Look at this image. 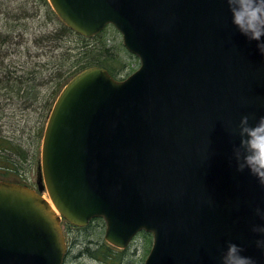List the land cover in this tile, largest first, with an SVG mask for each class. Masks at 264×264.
<instances>
[{"label": "water", "instance_id": "water-1", "mask_svg": "<svg viewBox=\"0 0 264 264\" xmlns=\"http://www.w3.org/2000/svg\"><path fill=\"white\" fill-rule=\"evenodd\" d=\"M90 37L113 23L140 67L124 80L98 65L60 92L44 133L40 192L0 180V264H63L62 217L95 216L126 247L144 229V264H219L228 242L256 246L264 187L237 171L230 133L264 115V55L233 24L226 0H50ZM264 40V37L261 38Z\"/></svg>", "mask_w": 264, "mask_h": 264}, {"label": "rangeland", "instance_id": "rangeland-1", "mask_svg": "<svg viewBox=\"0 0 264 264\" xmlns=\"http://www.w3.org/2000/svg\"><path fill=\"white\" fill-rule=\"evenodd\" d=\"M51 9L46 0H0V37L11 35L6 41L0 39V75L22 74L30 86L27 89L23 85L17 92L0 82V131L22 145L26 157L21 161L17 177L38 191L43 190L44 183L42 140L60 92L61 87H56L59 72L65 69L66 74L71 73L75 69L73 63L86 59L88 50L99 46H106L112 54L111 66L117 77L125 78L140 66V59L125 47L122 34L112 24L86 39L77 33L59 35L55 40L48 38L63 25ZM42 193L49 196L46 188ZM61 226L70 249L65 264L94 263L84 251L87 244L94 247L104 240L103 220L95 219L83 228L63 220ZM152 241L151 234L140 232L121 264H143Z\"/></svg>", "mask_w": 264, "mask_h": 264}, {"label": "clouds", "instance_id": "clouds-1", "mask_svg": "<svg viewBox=\"0 0 264 264\" xmlns=\"http://www.w3.org/2000/svg\"><path fill=\"white\" fill-rule=\"evenodd\" d=\"M231 12L232 24L249 40L257 41V48L264 55V0H226ZM232 135L239 136V144L233 147V157L237 171L245 169L257 177L264 187V115L255 123H250L249 115H243L239 124L230 127ZM256 214L264 220V210L257 207ZM252 232L259 233L256 246L264 250V224L253 225ZM243 246L228 242L219 256V264H256V261L243 252Z\"/></svg>", "mask_w": 264, "mask_h": 264}, {"label": "trees", "instance_id": "trees-1", "mask_svg": "<svg viewBox=\"0 0 264 264\" xmlns=\"http://www.w3.org/2000/svg\"><path fill=\"white\" fill-rule=\"evenodd\" d=\"M60 30L49 34L47 37L55 40L59 35L62 36L75 33L66 25H62ZM10 36L11 35L6 34V36L0 37V39H2V41H6ZM79 37L86 39L81 35H79ZM87 53L89 55L86 57V59L77 60L75 63H73V65H75V69L72 70L71 73L66 74L65 69L59 72L56 87L63 86L66 79H68L77 71L91 65H101L107 68L113 76H118L117 71H115L111 66V59L113 56L108 52V48H106V46L95 47L91 51L88 50ZM11 73V75H6L3 72L0 75V82L3 83V85H1L6 88L11 87V89H17V92H19L22 89L21 87L26 85L27 80L23 78L24 76L22 74H17L15 72ZM26 87L27 89H30V86L26 85ZM25 157V150H23L22 145L19 143H14V140L11 137H7L0 131V179L21 182V179L17 177V174L21 165V161ZM85 253L89 254L90 258H92V261H94V264H121L127 255V251L116 250L107 246L103 241L96 243L94 247H88Z\"/></svg>", "mask_w": 264, "mask_h": 264}, {"label": "bare ground", "instance_id": "bare-ground-1", "mask_svg": "<svg viewBox=\"0 0 264 264\" xmlns=\"http://www.w3.org/2000/svg\"><path fill=\"white\" fill-rule=\"evenodd\" d=\"M45 197L48 199V201L50 202V205H51V207H52V210L56 213V214H58V209L56 208V206H55V204L53 203V201L51 200V198L49 197V196H46L45 195Z\"/></svg>", "mask_w": 264, "mask_h": 264}, {"label": "flooded vegetation", "instance_id": "flooded-vegetation-1", "mask_svg": "<svg viewBox=\"0 0 264 264\" xmlns=\"http://www.w3.org/2000/svg\"><path fill=\"white\" fill-rule=\"evenodd\" d=\"M94 220H95V219H94ZM94 220H92V222H93ZM99 220H100V219H99ZM92 222L90 223V225L92 224ZM91 243H92V242H91ZM88 246H89V245L87 244V246H86V249H85V250H87V249H88ZM89 247H91V246H89ZM69 250H70V249H69V247H68V245H67L66 258H67V255L69 254V253H68V251H69ZM84 252H85V251H84ZM84 252H83V253H84ZM84 264H85V263H84ZM86 264H90V263H86Z\"/></svg>", "mask_w": 264, "mask_h": 264}]
</instances>
